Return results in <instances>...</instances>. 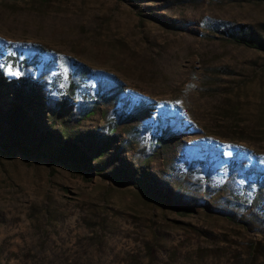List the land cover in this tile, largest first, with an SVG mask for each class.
<instances>
[{
    "label": "rangeland",
    "instance_id": "rangeland-1",
    "mask_svg": "<svg viewBox=\"0 0 264 264\" xmlns=\"http://www.w3.org/2000/svg\"><path fill=\"white\" fill-rule=\"evenodd\" d=\"M232 27L264 38V2L0 0L7 144L24 82L99 166L0 146V264H264V52Z\"/></svg>",
    "mask_w": 264,
    "mask_h": 264
},
{
    "label": "trees",
    "instance_id": "trees-1",
    "mask_svg": "<svg viewBox=\"0 0 264 264\" xmlns=\"http://www.w3.org/2000/svg\"><path fill=\"white\" fill-rule=\"evenodd\" d=\"M256 1L264 2V0ZM227 30L233 42L264 52L263 37L253 32L249 33L245 29H242V27H232ZM21 84L22 87L18 90L20 103L14 106V110L12 111L14 118L9 120L11 125L10 144H7L4 128L0 129V146L2 150H7L9 154L21 153L27 158L34 157L36 159L61 162L67 169L76 174L98 172L97 168L99 166H93L92 159L89 156V148L82 143L81 139H73L68 136L63 141L55 133L42 128L40 121L28 111L30 106L23 104V101H26L28 96H31V99L35 100V96L38 93L34 87L26 85L28 83L23 82ZM3 119L1 118V120ZM113 176L116 180L120 181L117 175ZM144 189L145 195L149 196L146 188ZM189 208L190 206L188 205L187 207H183L185 211H189Z\"/></svg>",
    "mask_w": 264,
    "mask_h": 264
}]
</instances>
